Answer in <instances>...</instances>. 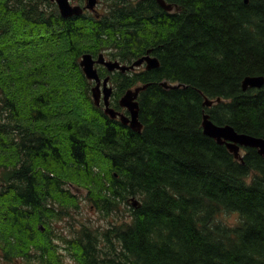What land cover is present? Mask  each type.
Listing matches in <instances>:
<instances>
[{
  "label": "trees",
  "instance_id": "obj_1",
  "mask_svg": "<svg viewBox=\"0 0 264 264\" xmlns=\"http://www.w3.org/2000/svg\"><path fill=\"white\" fill-rule=\"evenodd\" d=\"M138 2L112 14L62 16L50 0H0V251L63 264L53 223L86 190L107 226L82 223L65 239L77 264H264V156L242 160L203 133L202 116L264 136V0ZM152 69L109 72L110 105L136 85L140 131L95 105L82 54ZM130 64V63H126ZM161 81H167L166 87ZM205 98L219 101L210 106ZM237 212L227 224L217 217Z\"/></svg>",
  "mask_w": 264,
  "mask_h": 264
},
{
  "label": "water",
  "instance_id": "obj_2",
  "mask_svg": "<svg viewBox=\"0 0 264 264\" xmlns=\"http://www.w3.org/2000/svg\"><path fill=\"white\" fill-rule=\"evenodd\" d=\"M62 16L67 17L73 14L80 13L79 6H73L68 0H55ZM161 7L164 9H170L171 6L166 4L164 0H157ZM247 1V0H245ZM94 0H89V6L93 5ZM146 61V68H155L158 66V59L153 56L144 55L130 64H122L117 60H104L102 53L98 55L96 59L92 57L90 53H84L81 56L79 65L89 80L94 81V85L91 87V94L95 105L103 104V112L110 118H117L122 124L128 125L129 128L140 131L142 124L138 118V93L148 85V83L136 86L135 88L127 89L124 94L119 98L118 103L121 107L125 108L128 114L114 109L110 105V96L112 93V86L108 85L109 77L106 76L103 79L100 78L97 67L95 64L104 65L108 71L115 69L122 72L134 69L143 64ZM264 83V76L261 74H248L242 78L241 87L246 90L248 87H261ZM163 86H170L165 81H162ZM220 98L215 100L205 98L203 104L210 106L215 101H219ZM202 130L203 133L209 137H212L218 144H224L227 149L233 153L234 157L242 160V147H253L256 148L257 152L264 156V136H256L244 132L236 131L230 124H216L214 123L208 113H203L202 116Z\"/></svg>",
  "mask_w": 264,
  "mask_h": 264
},
{
  "label": "rangeland",
  "instance_id": "obj_3",
  "mask_svg": "<svg viewBox=\"0 0 264 264\" xmlns=\"http://www.w3.org/2000/svg\"><path fill=\"white\" fill-rule=\"evenodd\" d=\"M74 1V0H73ZM242 152V150H241ZM68 188L77 195L79 204L71 208V213L68 216L60 221L53 223L52 227L57 229L63 236L67 237L65 239H70L74 236L76 228H79L82 223L90 224L93 226H107L109 221H123L129 217L128 206L124 205V208H121L118 211L106 214H99V212L91 206L85 199L86 190L82 187H76L72 183L67 184ZM219 220L227 224H235L240 219L237 212H224L222 211L218 217ZM61 240L60 238H54V250L61 256H63V264H77L72 258V253L67 247L66 241ZM5 253L2 254L0 251V264H41L36 261H28L21 258H13L8 261L5 260Z\"/></svg>",
  "mask_w": 264,
  "mask_h": 264
},
{
  "label": "flooded vegetation",
  "instance_id": "obj_4",
  "mask_svg": "<svg viewBox=\"0 0 264 264\" xmlns=\"http://www.w3.org/2000/svg\"><path fill=\"white\" fill-rule=\"evenodd\" d=\"M68 1L73 6H79L80 7V13L73 14V15L67 16V17L82 15V16H85V17H88V18H89V16H93L95 18H99L102 14L103 15L112 14L115 11V9H119L121 7H124V6H134V4H137L138 2H141L142 4H144L145 2L152 1V2H155L157 5L160 6V4L158 3L157 0H94L92 6H89V0H74V1L73 0H68ZM51 2H53L56 5V8L58 9L56 1L53 0ZM165 2L168 3L171 6L170 9H165V10L171 12V11L176 9L175 5H173L170 1L165 0ZM101 53L104 56V60H111V61L117 60V59L109 57L108 55L104 54L103 52H101ZM144 55H149V56L156 57L154 54H152L150 52V49H147L146 52L142 56H144ZM142 56H140V57H142ZM95 57H97V56H95ZM140 57H138V58H140ZM135 60L136 59L134 58L130 62H120L119 60H117V61L120 62V63H132ZM146 63L147 62L144 61L143 64L138 66L137 68L147 69L146 68ZM158 63H159V61H158ZM102 66H104V65H102ZM150 69H152V68H150ZM108 84H111V83L108 82ZM121 111L127 113L126 109L123 108V107L121 108Z\"/></svg>",
  "mask_w": 264,
  "mask_h": 264
}]
</instances>
